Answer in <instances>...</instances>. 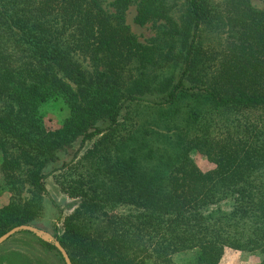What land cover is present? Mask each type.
Listing matches in <instances>:
<instances>
[{
	"label": "trees",
	"instance_id": "obj_1",
	"mask_svg": "<svg viewBox=\"0 0 264 264\" xmlns=\"http://www.w3.org/2000/svg\"><path fill=\"white\" fill-rule=\"evenodd\" d=\"M104 2L0 0V178L12 193L0 208V236L41 216L54 175L79 199L53 234L73 264H173L190 251L185 264H220L226 248L264 264V8L251 0H112L110 10ZM134 2L138 24L163 21L159 43L131 30ZM222 15L226 43L199 44L202 24ZM167 67L174 75H152ZM49 100L69 110L55 129L42 110ZM147 102L186 103L183 131L164 135L160 147L152 129L128 124L133 106ZM75 143L70 161L45 172ZM194 151L214 167L203 170Z\"/></svg>",
	"mask_w": 264,
	"mask_h": 264
},
{
	"label": "rangeland",
	"instance_id": "obj_2",
	"mask_svg": "<svg viewBox=\"0 0 264 264\" xmlns=\"http://www.w3.org/2000/svg\"><path fill=\"white\" fill-rule=\"evenodd\" d=\"M111 3L112 0H105L104 5L108 9L113 10ZM251 3L256 8H264V0H251ZM181 12L182 10L179 11L177 9L173 12L178 20L181 18ZM136 14L137 3L134 2L126 11V21L130 25L131 30L138 36L140 41L159 43L164 28L163 21H150L141 25L135 21ZM222 18L221 21L217 18L216 20L202 24L198 39L199 44L206 48L211 47L218 50L222 48V45L229 38V32H231L229 31L225 16L222 15ZM77 57L83 67L89 71L92 70L90 61L86 56L79 55ZM214 62L215 60L212 59L211 63ZM174 70L175 68L173 67H167L152 72V75L163 78L174 75ZM186 103H178L174 109H169L168 106L158 108L149 102L141 103L133 106V115L130 121H128V124L133 129H152L155 132L154 136H152L153 143L156 147H160L164 144V135H170L171 137V135L175 136L179 131H183L184 127L182 128V125H185L184 118H186L187 111ZM207 108V106H204L203 110H207ZM42 110L45 114L47 127L52 129L61 126L69 115L68 108L62 102L55 103L53 100L44 102ZM252 115L254 116L255 114ZM208 116L210 115L208 114ZM77 148L78 143H75L74 147L69 148L65 152H60L59 160L48 165L45 172L49 173L54 167L70 161ZM192 156L203 170H210L214 167V164L201 152L194 151ZM47 189L48 194L42 196L40 199V203L43 205L42 214L31 225L54 234L55 225L57 224V228H60L62 224L61 216L71 213L77 206L79 199L64 192L56 183L54 175H50L47 178ZM22 197L26 200L34 198L33 186L28 183L25 184ZM35 198L38 200V197ZM11 199L12 193L2 187L0 178V208L10 203ZM118 208L125 212L130 210L128 207ZM39 238L41 237L32 231L21 230L16 232L0 244V264H66L57 250L47 248ZM192 258V251L181 252L173 255L172 263L185 264L189 263ZM148 264L161 263L150 260ZM220 264H261V257L258 254L248 251L226 248Z\"/></svg>",
	"mask_w": 264,
	"mask_h": 264
},
{
	"label": "water",
	"instance_id": "obj_3",
	"mask_svg": "<svg viewBox=\"0 0 264 264\" xmlns=\"http://www.w3.org/2000/svg\"><path fill=\"white\" fill-rule=\"evenodd\" d=\"M21 230L32 231V232L36 233L37 235H39L41 237V239L48 241V242H52L53 244H55V246L61 252L66 264H73L72 260L69 256V253L67 252L65 247L60 243V241L58 239L55 238V236L52 233L45 231V230H42V229H39L38 227L33 226L31 224H22V225H18V226L13 227L12 229H10L9 231H7L6 233H4L3 235L0 236V244L3 243L4 241H6L13 234H15L16 232L21 231Z\"/></svg>",
	"mask_w": 264,
	"mask_h": 264
}]
</instances>
